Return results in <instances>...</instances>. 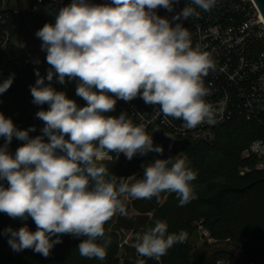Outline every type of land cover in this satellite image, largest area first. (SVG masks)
Here are the masks:
<instances>
[{"label": "clouds", "instance_id": "9594fccd", "mask_svg": "<svg viewBox=\"0 0 264 264\" xmlns=\"http://www.w3.org/2000/svg\"><path fill=\"white\" fill-rule=\"evenodd\" d=\"M179 0H111L94 4L90 0H71L59 9L55 23H46L36 32L51 66L46 79L54 75L60 84L65 78L78 80L76 95L86 106L67 98L45 77L31 86L33 103L48 104L36 116L44 122L42 134L30 137L35 127L19 130L11 118L0 113V212L22 221L29 217L36 225L13 230L8 243L14 251L33 249L48 257L60 237H84L78 245L85 258L103 261L111 238L105 223L116 213L126 214L124 199H151L162 192L175 193L179 206L196 198L192 182L197 173L186 158L155 159L142 165L141 179L129 184L124 177L112 175L101 163L111 153H123L128 160L136 154H163L154 145L144 124L134 125L127 112L118 116L117 100L130 102L138 96L147 105L158 106L165 119L182 120L195 128L215 124L223 107L206 101L209 95L204 77L215 64L200 45L193 46L191 33L182 23L175 26L157 14L159 7L173 11ZM217 0H192L205 12ZM195 8L185 6L173 20L199 17ZM19 46V42L17 43ZM14 74L0 83V93L9 89ZM13 137L24 143L8 151ZM44 137L48 140L45 141ZM67 137V138H66ZM52 237H56L53 239ZM135 250L143 257L165 256L187 233H169L166 222L135 234ZM103 240V243L98 241Z\"/></svg>", "mask_w": 264, "mask_h": 264}, {"label": "trees", "instance_id": "16d2710c", "mask_svg": "<svg viewBox=\"0 0 264 264\" xmlns=\"http://www.w3.org/2000/svg\"><path fill=\"white\" fill-rule=\"evenodd\" d=\"M70 3L71 0L60 3L45 0L36 11H27L26 19L37 32L46 23L54 24L59 9ZM3 7L8 17L4 23L0 22V38L5 31L10 33V38L8 48L3 51L0 60V83L13 74L14 80L7 91L0 93V113L11 118L19 130L34 126L35 131L29 133L30 137L43 135L41 130L44 122L36 113L48 110L49 105L33 103L31 86L35 85L38 78L35 74L37 69L40 76L45 77V85L51 84L56 91L64 92L79 107L86 106V101L76 95L78 80L66 77L65 83L60 84L55 75L51 82L46 79L51 67L46 61L47 53L41 67L33 66L30 56L17 45L14 10L4 5V0H0V8ZM120 112H127L128 118L136 125L123 101L117 100L115 112L108 115L118 116ZM215 133L213 143L193 142L183 153L171 158H186L189 167L197 173L196 180L192 182L196 198L184 206H179L176 194L169 192H162L159 197L151 199L133 198L131 202L123 198L126 214L116 213L104 225L111 243L103 261L80 256L78 245L84 237L64 234L60 237L62 243L56 244L48 257L33 249L17 252L8 241L3 242L0 244V264H219L218 260L230 264H264V170H255L244 176L239 173L240 167L247 163L242 158L243 150L254 139L263 136V130L256 123L237 116L216 128ZM44 139L48 140L47 137ZM4 142V138L0 137V145ZM23 143L13 137L8 148L15 151ZM155 159L167 158L150 152L146 156L136 154L128 160L123 153L119 157L111 153L110 158L101 163L110 174L124 177L126 182L133 178L135 182L142 178V165ZM130 208H134L137 213H130ZM157 220L167 223L169 233L186 232L187 240L175 244L158 261L140 256L135 250L134 238L130 244L122 242L119 234L121 230H130L135 237V234L154 226ZM25 225L30 231L36 230L31 217L25 221L17 218L12 223L13 230ZM199 225L206 228L216 243L228 244L231 248H222L212 253L196 249L193 239ZM98 242L102 244L103 240ZM121 249H125L123 258L120 256Z\"/></svg>", "mask_w": 264, "mask_h": 264}, {"label": "built area", "instance_id": "2783aa9c", "mask_svg": "<svg viewBox=\"0 0 264 264\" xmlns=\"http://www.w3.org/2000/svg\"><path fill=\"white\" fill-rule=\"evenodd\" d=\"M32 1L28 11L34 12L45 0ZM48 1L60 3L66 0ZM110 2L94 0L93 3ZM185 6L195 8L199 17L173 20ZM7 17L4 7L0 8V22L4 23ZM161 17H166L173 26L182 23L191 33L193 46L198 44L210 54L215 68L204 77L205 87L209 90L205 99L214 107L222 106L223 112L215 124L202 123L188 129L182 120L165 119L159 114L158 106L145 104L139 96L130 102L122 100L136 125L144 124L150 134L156 128H162L178 140L213 143L215 129L240 116L259 125L264 134V17L255 0H217L207 12L192 4V0H179L173 11ZM9 38L8 31L0 38L2 53L8 48ZM242 158L247 163L240 167V175L264 170V135L243 150ZM218 263L230 264L225 260H218Z\"/></svg>", "mask_w": 264, "mask_h": 264}, {"label": "rangeland", "instance_id": "374dc122", "mask_svg": "<svg viewBox=\"0 0 264 264\" xmlns=\"http://www.w3.org/2000/svg\"><path fill=\"white\" fill-rule=\"evenodd\" d=\"M32 0H4V5H8L11 9H13V17L15 19L16 31L20 28V25L23 22V18L21 16L24 13L26 17V12L30 6ZM35 29L27 22L24 24L21 34L16 35L17 41L21 48L25 51L27 55L30 56V59L33 63V66L36 68L41 67L42 62L45 58L46 51L42 50L41 45L42 41L35 35ZM109 157L105 158L108 159ZM134 179L130 178L127 180V183H135ZM133 198L126 197L127 202H131ZM130 213H137L134 208L129 209ZM200 231V238L194 243L196 249L200 251H205L206 253H212L219 249L231 248L228 244L224 243H216L215 239L211 238L206 228L201 225L198 226L197 232ZM121 240L125 244H130L133 241L134 234L132 231L123 229L119 232ZM125 249H121L120 256L123 258Z\"/></svg>", "mask_w": 264, "mask_h": 264}, {"label": "water", "instance_id": "95a60500", "mask_svg": "<svg viewBox=\"0 0 264 264\" xmlns=\"http://www.w3.org/2000/svg\"><path fill=\"white\" fill-rule=\"evenodd\" d=\"M255 2L260 10L261 15L264 17V0H255ZM156 12L159 16H164L169 11L163 7H159L156 10ZM21 16L23 18V22L20 25L17 35L21 34V30L24 24L27 22V19L24 13H22ZM2 56H3V53L0 51V60L2 59ZM150 135L153 138L154 145H160V146H163L164 148L163 154L154 152L157 156L161 158H174L178 156L179 154L183 153L188 147L192 145V142L190 140L175 139L173 136L169 135L162 128H156ZM8 151L13 155L15 154V151L12 150L11 148H8ZM0 184H3L4 187L9 186L6 180H0ZM13 220L14 219L9 217L7 214L0 212V244L9 240L10 234L5 235L4 231L5 229L9 227L13 229V226H12ZM200 236H201V233L200 231H198L193 241L196 242L200 238Z\"/></svg>", "mask_w": 264, "mask_h": 264}]
</instances>
